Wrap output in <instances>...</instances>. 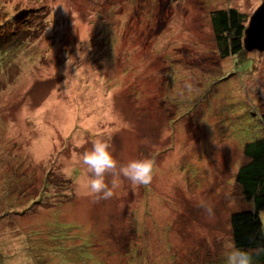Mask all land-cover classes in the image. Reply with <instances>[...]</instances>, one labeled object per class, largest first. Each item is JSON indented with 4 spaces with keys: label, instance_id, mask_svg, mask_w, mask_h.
<instances>
[{
    "label": "rangeland",
    "instance_id": "374dc122",
    "mask_svg": "<svg viewBox=\"0 0 264 264\" xmlns=\"http://www.w3.org/2000/svg\"><path fill=\"white\" fill-rule=\"evenodd\" d=\"M263 2L0 0V264H223L252 209L235 178L262 134L264 52L222 58L211 13L248 26ZM96 138L152 181L78 191L72 153Z\"/></svg>",
    "mask_w": 264,
    "mask_h": 264
},
{
    "label": "trees",
    "instance_id": "16d2710c",
    "mask_svg": "<svg viewBox=\"0 0 264 264\" xmlns=\"http://www.w3.org/2000/svg\"><path fill=\"white\" fill-rule=\"evenodd\" d=\"M12 19L16 21L18 16ZM211 22L217 51L222 58L241 56L246 50L244 47L246 16L236 9L217 10L211 13ZM4 44L0 45V53H2ZM254 117H258L262 123V134L261 137L244 146L243 154L247 162L239 167L235 178L252 209L233 213L230 216V226L233 245L252 252L254 264H264V230L261 218L264 213V113H254ZM72 234H75L74 231ZM99 235L95 233L87 236L98 237ZM85 256L86 254L83 258ZM71 260L69 264H85L78 257ZM127 264H131V260Z\"/></svg>",
    "mask_w": 264,
    "mask_h": 264
},
{
    "label": "clouds",
    "instance_id": "9594fccd",
    "mask_svg": "<svg viewBox=\"0 0 264 264\" xmlns=\"http://www.w3.org/2000/svg\"><path fill=\"white\" fill-rule=\"evenodd\" d=\"M191 88V85H188ZM86 141L73 139L74 148H81ZM75 165L83 166L82 174L74 178L77 190L84 189V194L96 196L98 199H110L114 189L119 187L118 177L122 176L130 182L132 187L148 185L153 179V162L147 158H137L120 163L113 155L111 145L107 139L96 138L91 140V147L83 152L72 153ZM118 169V171H117ZM64 171V169H62ZM111 175V181L107 176ZM205 210L211 214L212 209ZM225 264H254L253 253L247 249L229 245L225 254Z\"/></svg>",
    "mask_w": 264,
    "mask_h": 264
},
{
    "label": "water",
    "instance_id": "95a60500",
    "mask_svg": "<svg viewBox=\"0 0 264 264\" xmlns=\"http://www.w3.org/2000/svg\"><path fill=\"white\" fill-rule=\"evenodd\" d=\"M244 47L248 51L264 52V2L249 20L245 30Z\"/></svg>",
    "mask_w": 264,
    "mask_h": 264
}]
</instances>
